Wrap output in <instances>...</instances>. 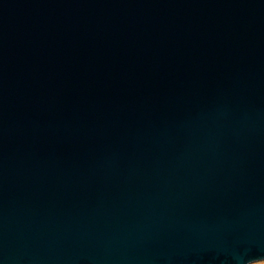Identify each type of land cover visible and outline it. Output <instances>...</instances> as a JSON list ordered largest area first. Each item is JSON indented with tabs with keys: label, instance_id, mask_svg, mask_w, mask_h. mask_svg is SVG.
<instances>
[{
	"label": "water",
	"instance_id": "obj_1",
	"mask_svg": "<svg viewBox=\"0 0 264 264\" xmlns=\"http://www.w3.org/2000/svg\"><path fill=\"white\" fill-rule=\"evenodd\" d=\"M264 260V0H0V264Z\"/></svg>",
	"mask_w": 264,
	"mask_h": 264
},
{
	"label": "rangeland",
	"instance_id": "obj_2",
	"mask_svg": "<svg viewBox=\"0 0 264 264\" xmlns=\"http://www.w3.org/2000/svg\"><path fill=\"white\" fill-rule=\"evenodd\" d=\"M251 264H264V260L263 261H257V262H253Z\"/></svg>",
	"mask_w": 264,
	"mask_h": 264
}]
</instances>
